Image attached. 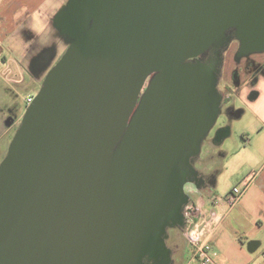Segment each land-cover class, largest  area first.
Instances as JSON below:
<instances>
[{"label": "water", "instance_id": "water-1", "mask_svg": "<svg viewBox=\"0 0 264 264\" xmlns=\"http://www.w3.org/2000/svg\"><path fill=\"white\" fill-rule=\"evenodd\" d=\"M232 27L264 52V0L96 6L0 165V264L140 263L214 116L211 74L187 62Z\"/></svg>", "mask_w": 264, "mask_h": 264}, {"label": "crops", "instance_id": "crops-1", "mask_svg": "<svg viewBox=\"0 0 264 264\" xmlns=\"http://www.w3.org/2000/svg\"><path fill=\"white\" fill-rule=\"evenodd\" d=\"M80 1L0 0V165L26 111L21 86L40 84L82 36L79 18L71 26ZM250 54L257 56L226 59L212 122L191 150L186 194L197 215L200 208L217 221L209 238L215 264H264V52ZM7 65L23 83L3 77ZM234 188L243 194L230 206Z\"/></svg>", "mask_w": 264, "mask_h": 264}, {"label": "rangeland", "instance_id": "rangeland-1", "mask_svg": "<svg viewBox=\"0 0 264 264\" xmlns=\"http://www.w3.org/2000/svg\"><path fill=\"white\" fill-rule=\"evenodd\" d=\"M96 3H101L105 0H96ZM85 0L80 1L79 5L84 3ZM94 16V9L86 14H82L79 17V29L73 26V21L71 22L72 28H76L80 31V34H84L91 26ZM257 55H252L250 53L243 54L241 51V37L239 35L238 29L232 27L225 31V33L217 39V41L202 55L197 58L189 60L187 63L195 66L201 71H205L211 74L212 77V87L210 88V94L218 93L223 89L222 77L223 66L226 59H230L235 63L240 62L243 57L255 58ZM63 56L60 58V60ZM55 61L51 70L60 62ZM232 65L230 64V69ZM50 70V71H51ZM150 77H148L145 86L142 90L140 98L138 100L135 111L139 108L142 101V97L147 87L150 84ZM45 82V78L40 80V84L36 81L28 80L25 85H22L19 90V102L26 106V111L30 105H27L28 97H35L41 90ZM25 111V113H26ZM24 113V115H25ZM24 117V116H23ZM184 160L187 162V172L184 189H181V194L185 202L183 208L184 217L180 223V226H175L174 223L168 221L162 214H160L157 226L154 231V241L153 245L148 254H146L139 264H198V260L194 257L193 246L189 240V235H187V216L193 207V203L187 196L188 185L187 182L191 179V150H186L184 153ZM186 187V188H185ZM185 192V194H184ZM190 230V228H189Z\"/></svg>", "mask_w": 264, "mask_h": 264}, {"label": "built area", "instance_id": "built-area-1", "mask_svg": "<svg viewBox=\"0 0 264 264\" xmlns=\"http://www.w3.org/2000/svg\"><path fill=\"white\" fill-rule=\"evenodd\" d=\"M3 77L11 83L21 84L24 82V76L21 74L15 75L11 67L7 65L3 71ZM34 101V97L30 96L27 99V105H31ZM243 191L234 188L232 193L225 197V202L230 206H233L238 202L242 196ZM197 206L193 205L192 209L187 216V235L193 246L194 257L200 262V264H215L213 249L209 244V238L212 234L216 220L210 218L203 210L199 208V215L195 217ZM190 228V230H189Z\"/></svg>", "mask_w": 264, "mask_h": 264}, {"label": "flooded vegetation", "instance_id": "flooded-vegetation-1", "mask_svg": "<svg viewBox=\"0 0 264 264\" xmlns=\"http://www.w3.org/2000/svg\"><path fill=\"white\" fill-rule=\"evenodd\" d=\"M96 2H97L96 0H85V2L83 4L81 3L78 6V9H77L76 14L72 18L73 23H76L77 22V19L80 17V15L86 14V13L92 11L93 9L95 10L96 6L98 5V3H96ZM154 76H155V74L151 75L150 81H151V79ZM145 92H144V94H145ZM144 94H143V96H144ZM136 111L134 112V114L136 113ZM186 150H185V152H186ZM187 167H188V165H187V162H186V171H187ZM186 173H185V178H186ZM184 194H185V192H184ZM184 206H185V202H184V199H183V195L181 194V191H180V196L177 199V201L174 202L173 204L169 205L161 214L168 221H170L171 223H174L175 226H180V223L179 222L182 223L181 220L184 217H186V215L185 216L183 215V211H182L183 208H184Z\"/></svg>", "mask_w": 264, "mask_h": 264}, {"label": "trees", "instance_id": "trees-1", "mask_svg": "<svg viewBox=\"0 0 264 264\" xmlns=\"http://www.w3.org/2000/svg\"><path fill=\"white\" fill-rule=\"evenodd\" d=\"M198 215L195 213V217H197Z\"/></svg>", "mask_w": 264, "mask_h": 264}]
</instances>
